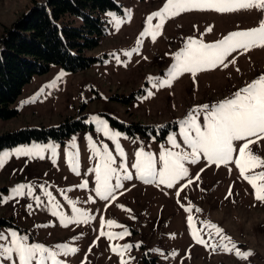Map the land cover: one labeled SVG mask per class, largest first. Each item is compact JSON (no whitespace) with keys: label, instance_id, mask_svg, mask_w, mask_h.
Returning a JSON list of instances; mask_svg holds the SVG:
<instances>
[{"label":"rangeland","instance_id":"rangeland-1","mask_svg":"<svg viewBox=\"0 0 264 264\" xmlns=\"http://www.w3.org/2000/svg\"><path fill=\"white\" fill-rule=\"evenodd\" d=\"M36 1L40 0H0V35ZM113 1L119 9L104 13L106 34L99 45L88 52L100 60L78 72L52 64L47 72L34 74L11 105L18 114L0 120V134L24 127L57 126L68 118L84 117V122L91 125V128L71 133L63 142L31 141L0 151L12 153L16 148L37 144L52 145L55 149L46 148L41 153L43 159L9 155L0 167V216L12 218L15 223L0 228V233L6 237L0 244L10 242V233L15 231L17 236L27 237L29 244L40 243L54 251L58 244L77 248L74 254L57 257L63 264H120L121 257L111 251L110 245L124 244L133 245L123 253L126 264H143L140 259L146 253L155 257L158 264H264V203L255 200L253 189L240 176L234 162L217 167L208 165L203 158L196 164L186 161L188 176L172 188L155 181L145 183L136 178V170L131 168L136 151L151 153L157 161L162 149L190 152L181 136L180 122L187 114L192 112L202 125L203 112L194 109L230 97L264 73V48L243 54L238 50L226 59L227 63L235 58V63H229L227 68L220 66L202 71L195 77L183 73L171 86L153 87L157 80L167 79V72L175 63L174 54L185 47L189 38L214 43L229 32L256 27L264 13L256 9L231 13L182 12L167 19L153 40L151 35L140 37V33L145 29L146 18L158 11L166 0ZM157 22L158 18H154L151 26ZM208 28L211 31H206ZM126 52L132 54L127 56ZM149 77L153 79L150 81ZM148 92L153 95L149 97ZM99 121L106 123L110 132L120 133L116 142L124 152L123 160L115 143L104 135ZM113 121L152 126L155 133L130 136ZM166 125L169 129L163 138H158L160 129ZM169 136L175 138L179 149L172 147ZM240 143L243 141L234 142V159ZM90 144L101 153L107 145L116 160L114 166L123 162L133 177L122 180L114 200H101L93 190L95 172L90 169L95 168L99 157L93 155ZM250 148L264 159V140ZM73 164L76 172L72 170ZM197 174L199 179H196ZM189 179L193 181L191 184H188ZM84 181L88 182L87 187H78ZM21 184L31 187V196L27 195V188L24 195L12 196L11 190ZM229 186L233 194L225 199ZM45 192L52 194V201ZM36 197H39V205ZM69 201L87 214V223L83 222L84 217L77 216L80 223H69L65 227L59 216L52 215L56 211L65 218L73 217ZM189 207L191 211L186 212ZM189 215L201 237L210 245H217L215 251L193 240L187 222ZM101 219L105 221L103 228ZM109 219L115 221L114 226H107ZM204 222L215 224L231 243L221 241L219 235L210 239L206 233L215 230L204 228ZM125 229L130 235L123 238L109 240L100 235L101 231L122 233ZM221 243L229 248L234 244L241 252L251 251L253 255L241 259L235 255V250L220 248ZM0 264H18V260L13 254L11 261L0 258Z\"/></svg>","mask_w":264,"mask_h":264},{"label":"snow or ice","instance_id":"snow-or-ice-1","mask_svg":"<svg viewBox=\"0 0 264 264\" xmlns=\"http://www.w3.org/2000/svg\"><path fill=\"white\" fill-rule=\"evenodd\" d=\"M251 9L264 13V0H166L158 11L151 13L146 18V26L144 31L140 33V37L151 35L152 39L155 40L158 30L163 27L164 22L182 12L212 10L217 13H231L238 10ZM109 15L112 14L110 13ZM154 18H158V22L155 26H151ZM206 31H211V28L206 29ZM139 43L140 40L138 39L137 44ZM256 48H264V15L258 21V26L247 30L229 32L214 43H203L200 40L189 38L185 47L174 54L175 63L169 68L167 79L157 80L153 87L171 86L172 81L183 73H190L195 77L197 73L202 71L215 69L220 66L227 68L229 63H235V58L227 63L225 62L232 53L242 50L241 54H243V52ZM132 51H135V49ZM131 54V52L125 53L127 56ZM148 79L151 81L153 78L149 77ZM147 95L150 97L153 93L148 92ZM193 111L203 112L202 125L197 122L192 112H189L186 118L180 122L182 125L181 136L183 143L190 148V152H184L183 149L180 151L162 149L157 161L151 153H146L142 150L136 151L135 162L131 164V168L136 170V178L143 180L145 183L155 181L172 188L177 181L188 176V169L185 167L186 161L196 164L203 158L208 165H216L217 167L234 162L240 176L253 189L255 200L264 203V159L253 153L250 148V145L264 140V73L259 74L256 78L237 89L230 97H226L211 106L208 104L201 105ZM93 119L95 120L96 118L93 117ZM99 123L103 126L104 135L115 143L116 151L121 160H123L124 152L120 148L119 143L116 142V138L120 133L110 132L107 124L103 121H99ZM249 138H255V140ZM168 141L173 148H180L173 136H169ZM238 141H243V143L239 144L238 156L234 159L233 152L236 150L234 142ZM72 146H75L74 143ZM46 148L52 151L55 150L52 145L37 144L30 147L16 148L12 153L0 152V167H3L9 155L43 159L44 157L41 153ZM90 149L95 157H99L95 168L90 169V171L95 172L96 186L93 190L101 200H114L116 198L114 193L122 187V180H131L133 177L128 173L123 162L114 166L116 165V160L113 158L112 153L108 151L107 145L104 146L103 153L92 144H90ZM158 164L159 168H157ZM258 168L262 170L259 172L255 171ZM72 170L76 172L75 164L72 165ZM249 172L252 174H246ZM77 174L79 175V172ZM196 179H199V174H197ZM192 182L191 179L188 180V184ZM87 184L88 182L84 181L78 187L86 188ZM41 187L43 188V186ZM26 188L28 189L27 195L31 196V187L23 184L13 188L11 194L12 196L24 195ZM176 194L179 196L180 192L177 191ZM232 194L231 186H229L225 199H228ZM45 195L49 198V201L53 200L50 192H45ZM65 198L67 199V197ZM9 199H11V196ZM35 199L39 205V197ZM69 204L72 205V212L74 213L71 218H65L56 211L52 212L53 216L60 217L61 225L66 227L69 223H80L81 221L76 219L77 216L84 217L83 222L87 223V214L76 208L74 202L69 201ZM181 206L183 207V205ZM28 207L31 208L32 205L29 204ZM54 207H58V205H54ZM119 207L123 208V206ZM124 210L130 211L128 209ZM185 211L190 212L191 208H186ZM187 222L193 240L197 244L211 247L215 251L217 245H210L201 237L200 230L194 228V221L191 215L187 217ZM104 224L105 221L101 219L102 228ZM114 225V220H107L108 227ZM203 227L215 230L214 233L212 231L206 233L210 239L214 238L215 235H219L221 241L227 240L231 243L230 238L222 235V230L215 224L204 222ZM100 235L112 240L114 238H123V236L130 235V233L125 229L122 233L101 231ZM10 236V242L0 244V258L11 261L13 254H15L18 264H63L61 260L57 259L59 255L67 256L78 251L77 248L69 247L67 244L56 245L55 248L57 250L55 251L40 243L29 244L27 237H19L15 231L11 232ZM4 240H6V237L3 233H0V241ZM132 247L133 245L129 244L122 246L110 245L111 251L121 257L120 264H126L123 259V253ZM136 247H139V244ZM219 247L224 251L235 250V255L241 259H246L253 255L251 251L241 252L236 249L234 244L229 248L227 244L221 243ZM170 255H175V253Z\"/></svg>","mask_w":264,"mask_h":264},{"label":"trees","instance_id":"trees-1","mask_svg":"<svg viewBox=\"0 0 264 264\" xmlns=\"http://www.w3.org/2000/svg\"><path fill=\"white\" fill-rule=\"evenodd\" d=\"M119 7L113 0H40L32 4L0 35V120L18 114L11 107L23 86L34 74H43L52 64L70 72L85 70L99 61L88 52L99 45L106 34L103 17L108 10ZM130 136L154 134L152 126L113 121ZM169 125L161 128L163 138ZM91 128L84 117L68 118L57 126L24 127L0 134V151L31 141L63 142L73 132ZM12 218L0 216L2 226H14ZM143 264H158L155 257L143 254Z\"/></svg>","mask_w":264,"mask_h":264}]
</instances>
